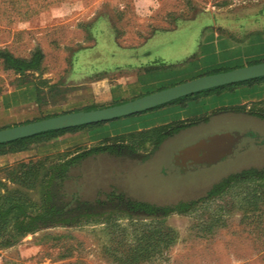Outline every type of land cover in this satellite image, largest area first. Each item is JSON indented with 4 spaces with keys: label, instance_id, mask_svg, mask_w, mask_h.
I'll use <instances>...</instances> for the list:
<instances>
[{
    "label": "rangeland",
    "instance_id": "rangeland-1",
    "mask_svg": "<svg viewBox=\"0 0 264 264\" xmlns=\"http://www.w3.org/2000/svg\"><path fill=\"white\" fill-rule=\"evenodd\" d=\"M77 1L0 0V131L264 63V0H160L146 15ZM230 36L245 60L225 55ZM236 132L252 136L232 158L187 174L174 165ZM62 175L78 217L0 250V264H264V80L0 150V193L30 212L49 206Z\"/></svg>",
    "mask_w": 264,
    "mask_h": 264
},
{
    "label": "water",
    "instance_id": "water-1",
    "mask_svg": "<svg viewBox=\"0 0 264 264\" xmlns=\"http://www.w3.org/2000/svg\"><path fill=\"white\" fill-rule=\"evenodd\" d=\"M264 78V63L204 76L133 101L104 109L62 115L0 131V146L42 134L97 125L142 114L202 92ZM249 133H221L184 148L174 156L182 174L195 167H212L232 158Z\"/></svg>",
    "mask_w": 264,
    "mask_h": 264
},
{
    "label": "trees",
    "instance_id": "trees-1",
    "mask_svg": "<svg viewBox=\"0 0 264 264\" xmlns=\"http://www.w3.org/2000/svg\"><path fill=\"white\" fill-rule=\"evenodd\" d=\"M262 80H264V78L202 92L200 94L178 100L169 105H173L184 100H191L195 97L208 95L214 92H226L229 90L231 91L235 88L251 85L254 82ZM160 108H157L155 110H158ZM80 128L51 132L30 139L20 140L11 144L2 145L0 146V150L7 147H24L27 145V143L35 139L60 135ZM64 181L65 177L63 175L58 178L57 183L60 186L58 187V189H56L57 187H55L56 192L51 187V190L46 195V201L49 206H47V208L40 213L30 212L32 205L30 204V201L28 199H25L22 196L18 194L4 195L0 193V239L2 240L0 243V250L15 246L21 241V239L25 238L29 234L35 233L40 228L55 226L58 224H65L68 221V217H70L71 215H75V217H78L79 210L75 211L74 209H72V204L67 203L65 201V197L62 195L61 185H63Z\"/></svg>",
    "mask_w": 264,
    "mask_h": 264
},
{
    "label": "crops",
    "instance_id": "crops-1",
    "mask_svg": "<svg viewBox=\"0 0 264 264\" xmlns=\"http://www.w3.org/2000/svg\"><path fill=\"white\" fill-rule=\"evenodd\" d=\"M112 3L115 7H120V8H124V9H128V8H132L133 9V13L134 15H146L148 12L152 13V11H154L156 9L157 6H159L160 4V0H95L93 3L89 2V1H85V0H78L75 4L77 6H82V7H88V6H93L96 9H99V13L102 15L103 10L105 7L109 6V3ZM167 4V0H165V5ZM73 5V4H72ZM164 5V6H165ZM166 10V9H165ZM58 13V12H56ZM167 13V12H165ZM168 15H172V14H166ZM59 16V15H58ZM224 17V16H222ZM178 28L175 30L177 31ZM175 31H166L163 33H158L156 36L152 37L151 42H153L155 39L160 38L161 36H168L169 34L174 33ZM110 32L109 34H101V38L106 39L108 44H113V38H115L116 36L114 35L113 32L111 31H107ZM240 36H230L229 38H225V55H231V58L229 60H245L246 57V53H244L242 50L246 49V44L245 43H239L237 47H235V42L234 39L238 38L239 39ZM196 40V38H195ZM194 39L192 40V42L195 41ZM239 41V40H238ZM105 42V43H106ZM217 44V41L212 40L211 42H207L205 44V48L207 50H212L211 54L215 55V45ZM175 42L171 41L168 44H166V47H168L169 50H173L175 47ZM249 48L251 49L252 52H248V55H252L251 58H253L254 56H259L262 57V54L260 53V55L257 53H255L258 49L257 47L252 44L249 46ZM100 49V48H99ZM98 47H96L94 50H99ZM143 49V47L141 48H137V49H132L133 51L135 50H141ZM257 49V50H255ZM239 50V51H237ZM260 50V48H259ZM236 52V53H235ZM210 54V55H211ZM245 54V55H244ZM208 55V56H210ZM190 57V56H189ZM188 116H180V119H186ZM178 120V119H177Z\"/></svg>",
    "mask_w": 264,
    "mask_h": 264
}]
</instances>
